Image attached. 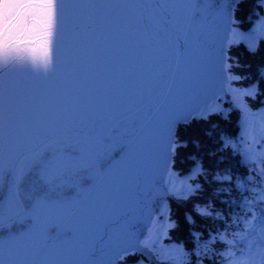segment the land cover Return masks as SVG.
Instances as JSON below:
<instances>
[{"label": "snow or ice", "instance_id": "1", "mask_svg": "<svg viewBox=\"0 0 264 264\" xmlns=\"http://www.w3.org/2000/svg\"><path fill=\"white\" fill-rule=\"evenodd\" d=\"M242 3L0 0V264H98L95 258L103 250L89 247L87 234L101 228V239L109 241L119 260L143 248L160 262L187 264L189 253L182 248H157L159 233L125 246L130 226L121 220L102 223L107 196L103 182L122 183L136 170L141 154L127 139L126 120L115 113L124 104L144 102L143 69L153 63V93L171 98L175 73L188 56L193 34L207 41L210 33L219 32L217 20L228 24L219 37L222 57L241 43L250 53L262 50L264 0H254L261 11L254 12L256 19L246 31L231 26L239 24L236 13ZM231 91L251 142L246 156L255 162L252 145L259 141L252 128L260 124L264 129V112L253 113L243 99L254 96L255 87ZM194 111L199 109L191 99L173 101L162 121L141 125L142 147L158 146L169 163L171 154L187 147L178 138V127L189 128L193 119L208 120L218 109L207 108L198 116ZM257 176L264 178V164ZM170 190L177 194L174 185ZM199 214L211 213L201 209ZM251 219L257 223L246 225L240 235L243 246L239 253L229 252V264H264V213L259 218L253 213ZM257 227L259 237L252 239Z\"/></svg>", "mask_w": 264, "mask_h": 264}, {"label": "trees", "instance_id": "2", "mask_svg": "<svg viewBox=\"0 0 264 264\" xmlns=\"http://www.w3.org/2000/svg\"><path fill=\"white\" fill-rule=\"evenodd\" d=\"M260 11L255 8L254 0H243L236 13L239 24L233 26L248 29L256 17L254 12ZM217 25L218 33L222 36L228 27L227 21L219 23L217 20ZM217 34L210 33L209 36L213 37L214 42L220 43ZM27 46L28 44L25 47ZM225 51L226 78L218 90L217 98L199 112L206 113V109L210 107H216L218 111L210 115L208 120L193 119L189 128L180 126L177 129L178 138L187 147L171 154L165 172L168 174L175 171L174 176L179 177V182L159 181L160 176H157L154 183L150 184L152 188L149 187L148 193L144 195L142 207L138 209L140 214L136 216L133 211L128 210L117 215L116 220H121L131 228L125 246H135L137 239H154L159 233L157 248H182L189 253L185 258L187 264H229V252H235L234 235L246 228L245 222H253L251 217L255 213L256 202L261 200L263 194L264 178L258 177L257 172L259 166L264 164V129L260 124H255L252 128L253 136L259 141L252 145L254 162L246 156L251 142L244 134L243 113L236 107L231 90L244 91L255 87V95L243 99L253 113L264 112V76L261 75L264 73V48L253 54L241 43ZM156 68L157 65L152 64L143 69V78L147 84L143 92L145 97L153 92L152 81L156 78ZM231 76L239 79H229ZM160 97L159 95L154 99L155 104ZM135 105L128 104L115 114ZM162 106L164 113L161 118L164 119L171 105ZM152 107L140 108L124 119L127 124V139L135 134V130L130 127L148 115ZM199 112L194 116H198ZM130 142L139 149L145 142V135L140 132ZM242 157L250 164L241 161ZM223 177L229 179H222ZM172 185L178 190L175 195L170 190ZM188 186L193 191L187 192ZM154 191L157 193L156 198H153ZM168 191L172 193L171 196L167 195ZM182 195H186L187 199L180 198ZM201 209L211 214L201 216ZM187 217H191V221ZM169 223H175L176 227L168 228ZM197 234L198 239L195 238ZM221 237L224 239L221 240ZM212 238H216L215 243ZM229 240L234 243L229 245L225 242ZM113 260L115 264H173L168 260L158 261L154 252L143 248L124 260L117 259L112 251L109 262Z\"/></svg>", "mask_w": 264, "mask_h": 264}, {"label": "rangeland", "instance_id": "3", "mask_svg": "<svg viewBox=\"0 0 264 264\" xmlns=\"http://www.w3.org/2000/svg\"><path fill=\"white\" fill-rule=\"evenodd\" d=\"M255 19L256 17L253 18V21H255ZM218 22L223 23V19L218 20ZM231 26L235 27L233 25ZM251 26L252 24L249 26L248 29H250ZM238 29L241 31L248 30V29L243 30L240 28ZM219 37H220V33L217 34V38ZM193 42L197 44L205 43L207 45H217L218 43L219 47H222V42L220 43L218 41L214 42L213 37L209 36L207 41H205V40L200 39L196 33H195V36L193 37ZM20 46L25 47L26 44L21 43ZM30 46L31 45H28L27 47H30ZM181 67L179 71L176 72L175 74L176 78L173 84V96L171 98L165 97L164 100L159 105L160 111L157 112L155 110V112L149 117L148 121L144 125H148L151 127L155 123L163 120V118H161V115H163L164 113V108L162 105H169V104L172 105L173 101L179 102L185 99H190L188 91L185 88V79L181 73ZM144 76H145V73H143V77ZM127 105L128 104H124L118 110L123 109ZM139 122L140 121H138L137 123ZM135 125H133L130 128L134 129L135 134L138 135L141 132L140 131L141 126L138 129H135L134 128ZM135 134L133 135V137L136 136ZM133 137L128 139V141L130 142L133 139ZM143 145L144 143L139 148L140 153H141L139 156V164L136 170L126 177V181H123L117 186H112L110 181H106L105 184L101 186L102 191H105V190L107 191L106 203L104 206V212L102 216L103 224L111 225L112 221L117 219V215L119 213H122L123 211L125 212L128 210L133 211L136 216L140 214V211L138 209L142 207V203L144 201L143 198L145 197L144 195L145 193H148L150 184L154 183L155 178L157 176H160L159 181L179 182L178 181L179 177L174 176L175 171H171L168 174H166L165 170L167 169L168 164L164 163L159 147L157 146L151 150H145L142 147ZM124 182H125V187H124ZM171 194L172 193H169L168 191L167 195L171 196ZM156 197H157V193L154 191L153 198H156ZM102 236H103L102 228L93 230L92 232L87 234V244L89 247H92V248L99 247L100 249L103 250V251L98 252L95 258L98 264H109V259L112 254V250L107 251V246L109 244V241L107 239L102 240L101 239Z\"/></svg>", "mask_w": 264, "mask_h": 264}, {"label": "water", "instance_id": "4", "mask_svg": "<svg viewBox=\"0 0 264 264\" xmlns=\"http://www.w3.org/2000/svg\"><path fill=\"white\" fill-rule=\"evenodd\" d=\"M181 73L184 76L185 88L193 102V107L198 108L200 111L202 107L208 106L216 99L221 83L226 78L225 57L221 55V48L205 43H193L186 60L182 64ZM169 83H171V78H169ZM158 95V93L152 92L143 103L117 116L124 119L137 109L154 104V98ZM164 98V96H161V99L154 105L149 115L135 125V129H138L149 119L155 112L156 106H159ZM196 113L198 112L194 111L193 115Z\"/></svg>", "mask_w": 264, "mask_h": 264}]
</instances>
